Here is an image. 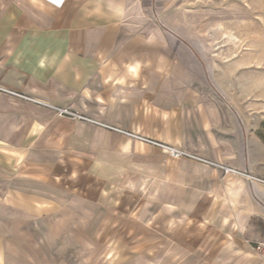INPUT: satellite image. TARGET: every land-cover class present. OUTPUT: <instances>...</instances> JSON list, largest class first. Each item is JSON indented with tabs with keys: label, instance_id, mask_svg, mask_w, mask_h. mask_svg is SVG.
<instances>
[{
	"label": "crops",
	"instance_id": "1",
	"mask_svg": "<svg viewBox=\"0 0 264 264\" xmlns=\"http://www.w3.org/2000/svg\"><path fill=\"white\" fill-rule=\"evenodd\" d=\"M175 2L0 0V86L40 101L0 91V187L21 181L29 201L31 181H76L81 201L118 216L144 201L149 181L142 207L162 203L167 232L182 219L183 232L205 234L187 263L223 264L225 250L239 257L232 236L244 227L235 220L253 216L256 203L264 210L260 181L165 162L154 147L51 108L70 105L246 172L238 117L207 97L199 58L176 31Z\"/></svg>",
	"mask_w": 264,
	"mask_h": 264
},
{
	"label": "rangeland",
	"instance_id": "2",
	"mask_svg": "<svg viewBox=\"0 0 264 264\" xmlns=\"http://www.w3.org/2000/svg\"><path fill=\"white\" fill-rule=\"evenodd\" d=\"M175 1L176 31L186 36L191 51L199 58L205 71L207 97L238 117V133L245 151L237 158L246 161V172L197 148L123 129L70 105L59 107L84 118L61 115L52 109L58 116L90 123L154 147L165 162L186 160L223 176L244 174L264 187V0ZM173 149L188 155L176 156ZM13 183L0 187V264H188V259H197V255L184 253L202 243L205 236H197L187 228L183 232L188 222L182 223V219L174 223L178 232L172 234V226L167 232L166 219L159 216L162 203L151 201L150 207L144 208L148 204L145 199L152 197L149 181H142L145 195H139L144 201L139 198L133 209L118 216L81 201L77 196L83 190L75 187L76 181L62 178L46 181L45 186L31 181L29 201L26 191L22 194V182ZM116 191L111 189L109 194ZM261 202L263 210L264 199ZM257 207L261 206L256 203L252 207L250 218L235 220L233 226L244 227V232L232 236L239 257L225 250L223 264H264L255 248L264 240V210Z\"/></svg>",
	"mask_w": 264,
	"mask_h": 264
},
{
	"label": "built area",
	"instance_id": "3",
	"mask_svg": "<svg viewBox=\"0 0 264 264\" xmlns=\"http://www.w3.org/2000/svg\"><path fill=\"white\" fill-rule=\"evenodd\" d=\"M0 91H4V92H7V93H11V94L17 95L19 97H22V98H25V99H28V100L40 102L37 99H35V98H33V97L29 96V95H26V94H23V93H18L16 91L9 90V89H7L5 87H2V86H0ZM51 108L57 110L59 112V114H61V115L71 114V115H74V116H79L81 118H84L82 115H79L77 113H73V112L69 111V109H66V108H61V107L55 106V105H51ZM94 122H97V121H94ZM173 153L176 156L188 155V153H186V152H184L182 150H178V149H173ZM222 167H224V166H222ZM225 169L227 171L230 170L229 168H225ZM255 248L258 251V253L264 258V240L257 242Z\"/></svg>",
	"mask_w": 264,
	"mask_h": 264
}]
</instances>
